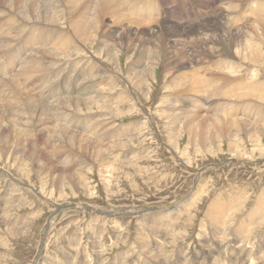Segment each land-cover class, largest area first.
<instances>
[{"label":"rangeland","instance_id":"rangeland-1","mask_svg":"<svg viewBox=\"0 0 264 264\" xmlns=\"http://www.w3.org/2000/svg\"><path fill=\"white\" fill-rule=\"evenodd\" d=\"M229 1L237 7L228 9V0H152L155 7L143 11L147 18L153 16L149 21L128 9L118 10L122 24L111 26L116 34L121 31L125 36L120 45L116 40L118 66L103 54L99 56L98 40L93 45L82 43L61 26H57L61 32L57 36L50 25L22 19V28L14 36L13 30L6 28L7 10L0 8V43L9 46L0 51L1 82L26 68L30 72L23 87L44 103L77 94L100 98L107 106L110 94H132L117 108H98L81 99L83 112L91 107L93 111L59 114L58 122L66 131L90 133L88 139L103 149L97 159L91 152L87 154L66 143L65 153H69V146L74 149L69 156L59 152L60 160L70 159L67 170L61 168L56 149L52 151L45 139L50 127H35L25 121L20 110H13L22 122L20 128L35 127V133L41 136L37 141L38 159L54 167L38 176L27 166L19 168L15 157L0 155V264H264V87L249 90L256 75L264 72V0ZM255 1H259L261 10ZM165 27L177 32L192 30V37L202 39L185 47L202 49L207 44L212 53L188 54L184 47L174 46L172 36L163 32ZM127 31L130 37L132 34L130 41ZM140 32H155L150 40L156 52L146 62L152 67L144 90L131 85L127 78L138 46L134 49L126 44L136 42L133 33L143 39L149 37ZM36 35L41 36L40 43H35ZM156 39H160L159 44L154 42ZM21 40L29 43L28 50L35 49L27 61L12 69L13 57L20 60L28 51L20 47ZM38 44L41 49L58 48L77 55L70 53L64 61L40 60L35 57L41 50ZM252 48L258 52H251ZM79 57H83V67L76 75L68 63ZM88 59L95 64L86 63ZM35 60L39 67L33 64ZM221 61L231 67L220 72L226 76L225 90L231 89L226 96L215 92L208 96L204 92L202 96L190 85L181 86L180 80L193 76V67L201 69L199 75L203 71L211 77ZM101 63L110 73L119 72L121 78H108ZM46 66L52 68L38 72ZM212 66L215 68L211 71ZM139 70L144 69L134 73ZM183 72L185 77L181 76ZM67 75L79 81L74 85L67 82L60 91L54 80L62 81ZM92 75L95 77L87 80L88 84L96 81L92 87L83 84V79ZM46 76L52 80L44 79ZM238 78L248 81L247 88L238 87ZM72 86L75 90L68 91ZM182 98L191 99L189 107L183 106ZM232 109L237 111L233 119L227 114ZM193 111L200 115L194 120L198 127L197 131L192 129V134L184 128L183 119ZM104 119L109 124L102 132L106 139L97 137L94 130V123L101 130L99 122ZM114 127L122 131L120 136L111 131ZM136 128L138 133L133 134ZM197 132L200 134L194 135ZM120 140L123 142L115 147ZM63 172L66 175H61ZM257 197L262 202L260 207L256 205ZM214 205L219 217L207 213Z\"/></svg>","mask_w":264,"mask_h":264},{"label":"bare ground","instance_id":"bare-ground-1","mask_svg":"<svg viewBox=\"0 0 264 264\" xmlns=\"http://www.w3.org/2000/svg\"><path fill=\"white\" fill-rule=\"evenodd\" d=\"M234 1H245V0H234ZM228 2H230V1L228 0ZM255 2H256L257 7H259V9L261 10L262 7L259 4V1H255ZM231 4H227L228 9H231L230 7H232V10H233L235 7H237V6H235L234 2ZM154 7H155V5L152 2V0H0V8L7 10L8 21L5 22L6 28L13 30L14 36H16L17 31L22 28V26H21L22 19L28 23H38V24L50 25V26H52V28H53V30L57 36L61 35V32L57 26H61L63 28H67V29L71 30L73 35L75 37H77L82 43L83 42H91V44H92L95 40H98V42H100V46L96 52L99 53V56H101L103 54V56H105V58L107 60H109L111 63L113 61L114 62L117 61L116 57H117L118 48L116 45V40H118L117 44L120 45L121 43H123L124 38H125L124 34L121 33V31H119L120 33L116 34L117 31H114L111 28V26H114V25L116 26L118 24H122V22L120 23L122 16L120 17L118 10H120L122 8L128 9L130 12L132 11L131 13L133 15L139 16V17H141V19L144 18L145 21H146V19H148V21H149L151 19V17H153V16H150V17L148 16V18H147V14L144 13L143 11L149 12ZM1 12H3V11H1ZM9 12L10 13L13 12V13L17 14L22 19H19L17 17L12 18V15ZM127 15H128V13H127ZM154 15H156V14L154 13ZM139 17H137V18H139ZM105 18H107V19L109 18L112 21L109 19H108V22L104 21ZM122 20H123V18H122ZM262 23L264 24V18H263ZM191 31L192 30H190V31L182 30V31L177 32L176 29L170 30V29H167L166 27L163 28V32H166L172 36V41H173L174 46L179 45V46L184 47V50L188 54L199 53V56L211 54L212 49L210 47L208 48L207 44H204V47H200L202 49H193L190 47H185L186 45H194L195 42H193V41H196V40L198 41L199 39H202V37H197L198 35L195 37H192L193 32H191ZM205 31H207V30H205ZM263 31H264V29H263ZM127 32L129 33V31H127ZM155 32L154 33L140 32L141 35L147 34L149 36L146 39H143L144 37L142 38V36L138 35V33L137 34L133 33L134 35H136V37H135L136 42L131 40L132 41L131 43L126 44L128 46H134V49H135V46L136 47L138 46V49L134 51L135 52V58L133 59L134 61L132 60L133 63L131 64V67L129 70V72L131 74L127 75V78H128V80H130L131 85H133L137 88H140L141 90L145 89L143 85L147 84V76H148V73L152 67V66L147 65L146 62H147V59L150 58L149 56L152 55L151 53L154 51L153 47H152V42L150 39L154 36ZM220 32H222V31H220ZM163 35H164L163 33L160 34L161 37H163ZM131 37H132V34H131ZM131 37H130V33L126 36V38H128L129 41H130ZM2 39H3V34L1 35V42H2ZM35 39H37V41L35 43L41 42V36L36 35ZM110 41L112 42V44L110 43ZM21 42H22V46H20V47L23 48L24 51H26L30 48V47L28 48L29 43H26L24 40H21ZM126 42H128V40H126ZM154 42L159 44L160 39H156ZM35 43H32V45H34ZM23 45H26V47L24 48ZM85 45H86V43H85ZM148 45H151V48H148ZM8 47L9 46L7 44L0 43V51H4ZM39 48L41 49L40 45H39ZM34 49L32 48V49L28 50L26 53H24L20 60L18 58L11 56L14 58V63L12 65V67H13L12 69H17L18 66H20V64L27 61L30 58V55L32 54V52H34ZM253 50L257 51L256 49L252 48L251 52ZM130 52H132V50ZM154 52H156V51H154ZM248 52H249V50H248ZM251 52H249L250 53L249 55L252 56L253 54H251ZM29 53H31V54L29 55ZM70 53H74V52L66 51V50H62V49H58V48H45V49H41L40 52L37 55H35V57L40 59V60H44V61H48V62H51V61L57 60V59L64 61V60L69 59ZM159 53L162 55L163 52H158V54ZM179 53H181V52H179ZM27 54L29 55V57H27V59H26ZM74 54L77 55V53H74ZM163 55H164V57L166 56L165 53H163ZM175 55H176V53H175ZM91 56H93V55L91 54ZM96 56H98V55L96 54ZM129 56L130 55H128V57ZM169 58H172V57L169 56ZM77 59H78V61H76V62H71L70 64L68 63V68L70 70H75L76 75H78V72L83 67V63L81 62V60H83V57L82 58L79 57ZM44 61H43V63H44ZM196 61H198V60H196ZM86 63L93 64L94 62L92 59H88V61ZM116 63L118 66V62H116ZM33 64L36 65L37 67H39L38 66L39 61L35 60ZM258 65H260V64H258ZM101 67H102L103 73H108V78H114V79H120L121 78V74L119 72H118V74L117 73L116 74L110 73L109 68H107L103 63H101ZM163 67H164V65H163ZM228 67L231 68L230 64H228L227 61L226 62L221 61L220 68H218L217 70H213L215 67L212 66L210 68L211 71L213 70L211 77H208V75L205 74L203 71L199 75V72L201 71V69L198 66L196 68L193 67V70L191 71L193 76L191 78H185L184 80H180L181 86L184 87V86L190 85L191 86L190 89L193 90V92H200V95H202L205 92V95L207 94V96H208V93L215 92L217 95L224 96L225 92L228 90H231V89L225 90V88H226V82H225L226 76H224L220 72H221L222 68H228ZM51 68H52V66H46L38 72L39 73L47 72ZM139 68L144 69V70L143 71L139 70L138 72L134 73V71L138 70ZM168 69H170V68L168 67ZM2 70H5V69H2ZM10 71H11V69L8 70V72H10ZM29 72L30 71L28 69L21 68L17 74L12 75V78H10V80H8L6 82H3L4 81L3 80L2 81L3 83L1 82V77H0V125H2L1 123L4 124V130H2V128L0 126V155L5 154V156H6V154H9V155L13 156L12 158L15 157L17 160L16 162L19 163L18 164L19 168L24 169L25 166H27L28 168H30V170L37 172L38 176H40L41 173H47L54 166L51 164L50 165L45 164V163H43V161L38 159L39 150H37V141L39 140L38 139L39 137L41 138V136H39L38 134L35 133V127L36 126L47 125L50 127L51 131L46 132L45 139L47 140L48 145L52 146V148H51L52 151L54 149H56L57 152L55 154L58 157V158H56L57 160H60V157H61L60 153H62L63 155H67V156H69L70 154L73 153L74 149L71 147L72 146L71 144H73V146H78L81 149V151H83L87 154H89L88 152H91L92 156H94V157L100 156L102 154L103 149L101 148V146L96 145V144H98L96 141L88 139V137H92L90 135V133L79 132L76 130L66 131L63 128L62 124L60 122H58V120L60 118L59 114L63 115L65 113L73 112L74 110L78 113H89V112L93 111V108L91 107L92 109L89 108L88 112H83V110L81 109V106H80L81 99H85V101L87 100L91 106L93 103H95L94 105H96L98 108H102L104 106L108 107L109 109L117 108L118 103L124 104L126 102L127 98L132 97V94L123 93V92L110 94V95H108V99H107L108 105L107 106L100 102V98L80 97L77 94L62 96L60 100L52 99L48 103H44V102L38 100L35 96H33L29 92V90H27L23 87V84L26 82ZM180 72H181V70H180ZM184 74L185 73L183 72V74L181 76L185 77ZM3 77H4V75H3ZM93 77H95V75H92L91 77L84 78L83 81H85V82H83V84H86L88 87H92V85L96 81L95 82H89V84H88L87 80L91 79ZM44 79L52 80V79H48L47 76ZM238 80H239L238 87L247 88L248 84H246V83L248 81L245 83V82H243L244 79L240 80V78H238ZM69 81L73 82V85H74V83H76L79 80L78 79L72 80L71 75L65 76L62 81H57L56 79L54 80V82H56L59 85L60 91H63L62 87L64 86V84H66ZM109 81H111V80H109ZM108 83H110V82H108ZM103 84H104V86H106L105 81L103 82ZM115 84H117V83H115ZM249 87H250L249 90L252 88V91H254L255 89L263 88L264 87V72L261 75H259V74L256 75L255 80L253 81L252 85H250ZM175 88H176V86H175ZM30 89H32V87H30ZM182 89L188 91V89H184V88H182ZM74 90L75 89L73 86H72V88L68 89V91H71V92H73ZM262 90H264V89H262ZM36 93H38L37 89L34 90V94H36ZM239 93H241V92H239ZM241 94H243V93H241ZM247 95H249V94H247ZM247 95H245V96H247ZM232 96L234 97L235 95L233 94ZM239 98H240V96H239ZM190 100L188 101V98H182V102H184V104H185L183 106L189 107V103H191ZM73 101L74 102L76 101V104H74ZM72 103H73V105H72ZM178 104H179V102H178ZM255 104H257V103H255ZM233 105H235V104L233 103ZM162 106L163 105H161V107ZM237 107L240 108V105ZM165 108H167V107H165ZM234 108H236V107H234ZM239 108H236V109H239ZM241 108H243V107L241 106ZM236 109H232V111L230 110L231 112L227 113L229 116H231L232 119L234 118L235 112H237ZM13 110H20L25 117V121L31 125L34 124L35 127L30 128L31 126L30 127L28 126L27 128L25 127L24 129H22L23 127L20 128L19 124L20 123L22 124V122L18 121L16 119V116L13 115ZM26 113H28V114H26ZM197 114L200 115L198 111H197V113L195 111H193L189 114L190 116H188V117L186 116L185 120L183 119L184 128L186 130H190L189 132H191L192 134H193L192 129H195V131H197L196 129H197L198 125H196V123L194 121V120H196L195 118L199 117ZM220 114H222V113H220ZM4 115H5V118L3 119ZM216 115H218V113H215V116ZM242 115H244V114H242ZM223 116H224V114H223ZM103 117L101 119H103ZM215 119H216V122L221 123V119H219L218 117H216ZM236 119L239 120V118H237V117H236ZM174 120L180 121V119H178V118H175ZM99 123L101 124V130H99V126L97 123L96 124L94 123V130L97 134V137H101L104 139L105 137L102 136V132H104V127H105V124L107 122L104 119L102 122H99ZM82 124L83 123H79L78 125H82ZM137 124L138 123H135L134 125H137ZM169 124H171V123H169ZM24 126H26V124ZM129 127H131V126H129ZM114 128L111 131L116 135H119V134L121 135L122 131H119L117 128H115V129ZM137 129L138 128L133 129L132 133L133 134L138 133ZM54 130L56 131V133H53ZM112 132H111V135H112ZM198 132H197V134H194V135H196V136L199 135L200 133H198ZM191 136H193V135H191ZM127 137H128V135H127ZM109 138H111V137H109ZM103 139L102 140L99 139V140H101V142H102ZM116 140H114V141H116ZM171 140L174 141V139H171ZM74 141L76 142L75 144L73 143ZM120 142H123V141L120 140L117 144H115V147ZM169 142H171V141H169ZM66 143H69L71 145L67 149V150H69V153H68V151H67V153H65V151H64V149H65L64 146H66ZM111 144H114V143H111ZM122 144H124V143H122ZM119 146H120V144H119ZM111 147H113V146H111ZM172 147H174V146H172ZM98 158L99 157H97V159ZM13 160H15V159H13ZM100 160H101V157H100ZM60 161H61V164L63 165V166H61V168L63 170H67L66 169L67 167H65V166L70 163V159L67 157L66 159L60 160ZM68 173H71V172L68 171ZM23 174H25V173H23ZM61 175H66V172H63ZM74 178H75V176H74ZM75 181H77V180H75ZM259 199H260V197L259 198L257 197V203L255 202L258 207H260L259 204L262 203ZM216 208L217 207H215V205L212 206V208L209 211H207V213L211 214L212 216H218L219 217L220 212L218 213ZM223 208L225 209L224 206H223ZM218 209H220V208H218ZM215 218H217V217H215ZM224 218H225V216H224ZM165 222H166V220H164L163 223H161V224H165ZM167 223H169V222H167ZM26 224H28V220L25 222V225ZM23 228H25V227H23ZM162 228H164V227H162ZM238 228L236 229L237 231H238ZM10 234H11V232H10Z\"/></svg>","mask_w":264,"mask_h":264},{"label":"crops","instance_id":"crops-1","mask_svg":"<svg viewBox=\"0 0 264 264\" xmlns=\"http://www.w3.org/2000/svg\"><path fill=\"white\" fill-rule=\"evenodd\" d=\"M10 13V12H9ZM11 15H12V18H19V19H22L21 17H19L17 14H15V13H13V12H11L10 13Z\"/></svg>","mask_w":264,"mask_h":264}]
</instances>
